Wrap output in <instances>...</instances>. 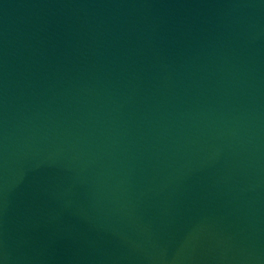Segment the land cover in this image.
Instances as JSON below:
<instances>
[{"label":"water","instance_id":"obj_1","mask_svg":"<svg viewBox=\"0 0 264 264\" xmlns=\"http://www.w3.org/2000/svg\"><path fill=\"white\" fill-rule=\"evenodd\" d=\"M0 264H264V0H0Z\"/></svg>","mask_w":264,"mask_h":264}]
</instances>
